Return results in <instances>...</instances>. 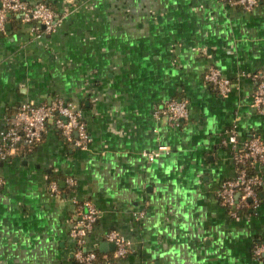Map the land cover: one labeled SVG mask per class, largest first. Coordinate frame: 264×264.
<instances>
[{
    "label": "crops",
    "instance_id": "obj_1",
    "mask_svg": "<svg viewBox=\"0 0 264 264\" xmlns=\"http://www.w3.org/2000/svg\"><path fill=\"white\" fill-rule=\"evenodd\" d=\"M46 1L67 12L53 32L10 15L0 33V128L20 104L61 97L90 142L76 148L49 122L34 147L0 160V264H78L71 229L84 201L99 210L85 251L113 258L101 246L112 230L129 241L111 264H264L253 253L264 240V163H248L262 183L240 216L217 193L244 142H264L252 106L264 0L252 11L221 0ZM210 66L230 79L226 96L205 82ZM172 98L189 105L178 126L155 115ZM160 145L169 150L143 156Z\"/></svg>",
    "mask_w": 264,
    "mask_h": 264
},
{
    "label": "built area",
    "instance_id": "obj_2",
    "mask_svg": "<svg viewBox=\"0 0 264 264\" xmlns=\"http://www.w3.org/2000/svg\"><path fill=\"white\" fill-rule=\"evenodd\" d=\"M231 7H238L245 11H252L259 0H221ZM10 15L17 17L24 23H33L39 35L53 32L60 17L67 12L57 14L46 0H39L30 4L25 0H0V33L6 31ZM256 80V88L252 95V106L259 113H264V69L252 75ZM204 80L221 96H226L232 88L229 78L216 66H210L204 74ZM189 105L185 99H169L155 111V115L164 117L170 125L178 126L189 117ZM51 122L60 134L74 147L85 149L90 142L86 122L78 108L64 98L56 97L49 103L35 104L26 102L8 115L4 127L0 128V160L15 155L23 149H31L42 138L47 124ZM230 143H236L234 135L229 137ZM169 150L166 145L143 152L148 160ZM235 160L238 172L235 177L223 181L218 198L232 217H238L249 206L248 199L257 200V187L262 183L261 177L251 174L248 163H264V142L257 135H253L236 151ZM69 185L74 184L68 178ZM3 179L0 178V186ZM49 187L58 193V183L51 180ZM80 219L73 225L71 236L77 242L74 257L78 264H111L112 259L125 257L130 251L129 241L119 232L112 230L105 234L104 239L115 244L113 258H100L95 250L85 251L88 233L96 223L99 210L90 201H84L80 206ZM254 256L264 259V240L258 241L253 247Z\"/></svg>",
    "mask_w": 264,
    "mask_h": 264
},
{
    "label": "water",
    "instance_id": "obj_3",
    "mask_svg": "<svg viewBox=\"0 0 264 264\" xmlns=\"http://www.w3.org/2000/svg\"><path fill=\"white\" fill-rule=\"evenodd\" d=\"M101 246L103 247V249H110V250H114L115 249V244L113 242H107V241H103L101 243Z\"/></svg>",
    "mask_w": 264,
    "mask_h": 264
},
{
    "label": "trees",
    "instance_id": "obj_4",
    "mask_svg": "<svg viewBox=\"0 0 264 264\" xmlns=\"http://www.w3.org/2000/svg\"><path fill=\"white\" fill-rule=\"evenodd\" d=\"M54 180H56V181H57V179H54Z\"/></svg>",
    "mask_w": 264,
    "mask_h": 264
}]
</instances>
